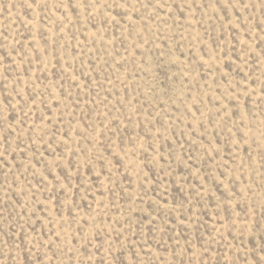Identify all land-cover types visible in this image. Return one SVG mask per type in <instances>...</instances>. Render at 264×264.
<instances>
[{"label":"rangeland","instance_id":"1","mask_svg":"<svg viewBox=\"0 0 264 264\" xmlns=\"http://www.w3.org/2000/svg\"><path fill=\"white\" fill-rule=\"evenodd\" d=\"M0 264H264V0H0Z\"/></svg>","mask_w":264,"mask_h":264}]
</instances>
